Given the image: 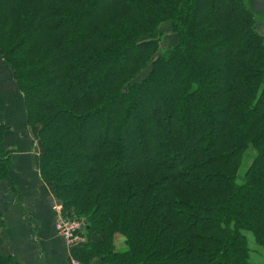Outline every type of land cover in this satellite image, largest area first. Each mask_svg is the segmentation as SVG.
<instances>
[{
  "label": "trees",
  "instance_id": "trees-1",
  "mask_svg": "<svg viewBox=\"0 0 264 264\" xmlns=\"http://www.w3.org/2000/svg\"><path fill=\"white\" fill-rule=\"evenodd\" d=\"M256 23L245 0H0L42 177L87 221L81 263L264 264Z\"/></svg>",
  "mask_w": 264,
  "mask_h": 264
},
{
  "label": "crops",
  "instance_id": "crops-1",
  "mask_svg": "<svg viewBox=\"0 0 264 264\" xmlns=\"http://www.w3.org/2000/svg\"><path fill=\"white\" fill-rule=\"evenodd\" d=\"M0 126V254L21 264H72L73 250L55 230L61 204L42 177L39 128L28 124L24 96L1 57Z\"/></svg>",
  "mask_w": 264,
  "mask_h": 264
},
{
  "label": "built area",
  "instance_id": "built-area-1",
  "mask_svg": "<svg viewBox=\"0 0 264 264\" xmlns=\"http://www.w3.org/2000/svg\"><path fill=\"white\" fill-rule=\"evenodd\" d=\"M57 221L55 230L70 249H75L86 244L87 236L82 220L69 218L63 215L62 207L57 208ZM72 264H79L76 260Z\"/></svg>",
  "mask_w": 264,
  "mask_h": 264
},
{
  "label": "rangeland",
  "instance_id": "rangeland-1",
  "mask_svg": "<svg viewBox=\"0 0 264 264\" xmlns=\"http://www.w3.org/2000/svg\"><path fill=\"white\" fill-rule=\"evenodd\" d=\"M247 0H245L246 2ZM246 5L248 6L247 2ZM257 23L255 24V31L264 36V18L258 17ZM160 32H163V35L161 37V49L165 50L166 48L170 47L172 45L171 42L174 41L175 35L172 33V27L169 24H166L163 26V28L160 30ZM177 39V38H176ZM149 70L144 73L142 77L139 78V80H142L145 78V76L148 74ZM257 252V251H256ZM253 257L256 258L257 254H253ZM75 260L79 261L78 258L74 256ZM80 263V261H79Z\"/></svg>",
  "mask_w": 264,
  "mask_h": 264
},
{
  "label": "water",
  "instance_id": "water-1",
  "mask_svg": "<svg viewBox=\"0 0 264 264\" xmlns=\"http://www.w3.org/2000/svg\"><path fill=\"white\" fill-rule=\"evenodd\" d=\"M246 2L249 10L256 18H264V0H247ZM84 225H87V221L84 222Z\"/></svg>",
  "mask_w": 264,
  "mask_h": 264
}]
</instances>
